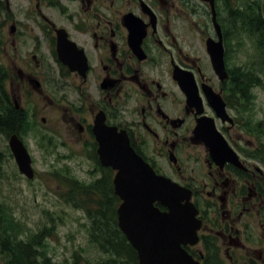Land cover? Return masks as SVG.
<instances>
[{"label": "flooded vegetation", "instance_id": "1", "mask_svg": "<svg viewBox=\"0 0 264 264\" xmlns=\"http://www.w3.org/2000/svg\"><path fill=\"white\" fill-rule=\"evenodd\" d=\"M233 13L231 0H26L23 23L9 30L33 41L23 85L41 91L50 78L55 103L67 102L56 107L57 124L70 142L80 139L72 143L78 149L93 151L113 193L115 171L97 155V117L124 132L156 175L184 189L200 227L198 241L182 248L199 264L223 263L221 249L231 264H264V164L231 136L234 97L244 95L232 71ZM248 23L242 18V34ZM214 48L222 52L219 73ZM214 144L220 151L212 155Z\"/></svg>", "mask_w": 264, "mask_h": 264}, {"label": "rangeland", "instance_id": "2", "mask_svg": "<svg viewBox=\"0 0 264 264\" xmlns=\"http://www.w3.org/2000/svg\"><path fill=\"white\" fill-rule=\"evenodd\" d=\"M25 6L26 0H0V118L13 108V96L22 108L15 130L31 157L35 177L28 180L18 171L8 147L9 132L0 127V264L20 258L26 245L31 247L29 261L34 264L119 260L122 253L118 258L101 245L104 237L120 241L111 233V228L119 231L113 223L120 201L108 173L97 165L93 151L78 149L72 143H81L80 139L70 142L64 125L57 124L56 107L66 108L67 102L55 103L50 78L42 80L39 91L33 84L24 86L19 77L33 41L20 34L15 39L9 30L12 24L23 23ZM231 9L236 22L232 71L244 91L234 97L232 114L237 124L231 136L248 142L239 144L247 148L249 157L258 159L254 162L259 166L264 164V60L259 57L256 35L247 30L242 34L241 20L264 19V0H231ZM44 58L51 64L49 56ZM257 146L260 151H255ZM219 253L221 264H231L224 249Z\"/></svg>", "mask_w": 264, "mask_h": 264}, {"label": "water", "instance_id": "3", "mask_svg": "<svg viewBox=\"0 0 264 264\" xmlns=\"http://www.w3.org/2000/svg\"><path fill=\"white\" fill-rule=\"evenodd\" d=\"M62 43L58 35V46ZM209 51L216 72L223 71L221 48ZM58 54L62 63L67 65L65 53L58 49ZM13 103L18 109L16 99ZM44 120L42 118V122ZM93 134L101 165L115 171L114 193L121 201L116 210L117 226L136 252L138 264H199L182 248L198 241L200 227L196 210L184 189L156 175L130 147L125 133L106 127L99 117L94 122ZM216 145L211 147L212 155L220 151ZM8 147L18 171L26 179H33L31 157L23 142L12 134Z\"/></svg>", "mask_w": 264, "mask_h": 264}, {"label": "trees", "instance_id": "4", "mask_svg": "<svg viewBox=\"0 0 264 264\" xmlns=\"http://www.w3.org/2000/svg\"><path fill=\"white\" fill-rule=\"evenodd\" d=\"M255 19V20H254ZM249 34L251 36L256 35L257 42V48L259 57L261 56L264 60V19L261 17H251L249 18ZM255 38V37H254ZM10 113L6 118L4 116H1L0 118V127H3L5 125V121L8 123L7 127H10L11 133H16L15 130V124H18V114L19 111L15 110L14 108H11ZM113 223L114 225H117L116 220ZM111 233L113 236L119 237L120 241L116 243V241H113L114 239L104 237L102 239L103 245L102 247L106 248L107 250L114 252L115 255L119 258L118 254L122 253L124 257L119 258V260L111 259L103 264H138L137 257L135 251L130 247V245L126 242L125 237L118 231L111 228ZM116 238V237H115ZM3 246L5 243L2 244ZM124 248L128 250L127 253H124ZM31 247L29 245H26L22 248V255L20 258H11L9 261V264H34L31 263L29 260L32 257L31 255ZM114 255V256H115ZM73 264H81L77 260L73 262ZM84 264H90L89 262H84Z\"/></svg>", "mask_w": 264, "mask_h": 264}, {"label": "bare ground", "instance_id": "5", "mask_svg": "<svg viewBox=\"0 0 264 264\" xmlns=\"http://www.w3.org/2000/svg\"><path fill=\"white\" fill-rule=\"evenodd\" d=\"M255 20V19H254Z\"/></svg>", "mask_w": 264, "mask_h": 264}]
</instances>
